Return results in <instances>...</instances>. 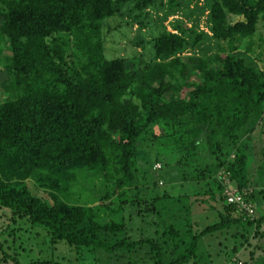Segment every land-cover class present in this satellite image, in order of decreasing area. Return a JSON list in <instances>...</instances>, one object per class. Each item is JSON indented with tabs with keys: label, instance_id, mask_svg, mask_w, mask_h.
Listing matches in <instances>:
<instances>
[{
	"label": "trees",
	"instance_id": "16d2710c",
	"mask_svg": "<svg viewBox=\"0 0 264 264\" xmlns=\"http://www.w3.org/2000/svg\"><path fill=\"white\" fill-rule=\"evenodd\" d=\"M159 1L0 0V66L4 88L12 94L0 101V210L9 212L8 224L27 220L40 226L51 246L64 242L90 253L104 249L115 258L120 250L131 254L148 245L154 264H198L202 237L235 229L242 242L233 253L244 247L250 252L240 264H264V214L257 215L255 194L246 190L256 215L245 219L227 202L216 175L225 170L240 190L245 188L235 170L245 156L235 162L226 156L240 150L251 122L262 120L264 73L234 53L241 46L255 53L264 0H210L219 51L209 56H181L187 39L161 32L154 39V60L141 61L136 70L127 69L124 57L107 59L104 21L124 4L143 9ZM2 41L8 43V55ZM159 125L171 131L180 179H211L213 187L186 205L183 196L155 197L146 210L155 218L154 237L135 239L129 220L99 222L94 200L75 198L73 187L83 189L89 174L103 184V198L119 192L121 204L126 203L123 196L136 183L138 144L150 134L155 140ZM30 183L48 196L35 195ZM168 201L175 204L173 211L160 204ZM206 205L218 220L199 229L197 211ZM18 228L0 229L13 239L10 246L0 241V264H63L42 258L40 250V257L27 260L26 249L15 246ZM246 229L255 232L254 247L238 233Z\"/></svg>",
	"mask_w": 264,
	"mask_h": 264
},
{
	"label": "rangeland",
	"instance_id": "374dc122",
	"mask_svg": "<svg viewBox=\"0 0 264 264\" xmlns=\"http://www.w3.org/2000/svg\"><path fill=\"white\" fill-rule=\"evenodd\" d=\"M251 1L255 2L256 0ZM232 20H237V17ZM161 32L179 33L187 39L188 44L180 52V55L184 57L190 55L206 57L219 51V42L211 31L210 0H163L143 9L137 8L134 2L124 4L114 17L106 19L103 23L102 34L105 57L107 59L124 57L127 60V69L134 71L141 61L154 60V39ZM198 37H201L199 42L193 45ZM253 39L256 49L254 54L246 52L244 46H241L234 55L264 73V20L259 23ZM1 44L4 48V55H8V43L2 41ZM222 46L228 50L229 46L226 42H222ZM5 61L4 58L2 63ZM5 79L3 67L0 66V101L12 97L11 91L7 92L4 88ZM170 97L171 94L168 95V98ZM154 133L155 140L152 139L153 134H150L138 144L135 158L136 183L123 196L127 198L126 203L121 204L120 198L122 197H119V192L108 199L103 198V184L98 179L91 180L89 174H86L88 180L80 185L83 189L73 187L75 198L83 195L86 199L94 200L91 205L99 214V222L108 223L113 219V221H119L121 217L126 221L129 220V226H134L133 238L135 239L145 236L154 237L155 227L151 226V220L154 217L146 210L151 209L152 200L155 197L164 194L173 198L183 196L182 205H186L193 201L196 193H203L213 185L211 179L200 183L183 182L180 179L179 168L175 165L178 157L175 155L172 144H169L171 142L168 136L171 131L165 126L159 125L154 128ZM238 149L240 150L230 152L226 156V160L235 162V159H239V155L245 156L246 160L241 163V167L236 166L235 169L237 179H243L245 187L243 190H247L251 194L255 189L262 188V193H264V112L261 121L256 118L251 122L247 133L239 142ZM241 169H243V173L240 172ZM222 171L227 173L225 170ZM220 172L216 175L222 185V179L218 178ZM229 178L231 179L230 173ZM233 185L238 188L237 185ZM30 188L35 195L48 196L33 183H30ZM160 204H169L172 211L176 207L172 201ZM116 210L121 212L117 214ZM200 210L197 220L202 222V225L200 227L199 223L198 227L208 226L218 220L214 213L215 210L209 208V205L200 208ZM9 218V212L0 210V229L5 231L7 227L16 229V226H19L15 246L19 247L20 251L23 248L26 249L27 260L40 257L41 254L38 252L40 250L42 258L52 259L63 264H154L148 255V245L140 246L131 254L120 250L119 254H116V259L113 256L109 258V254L104 249L90 253L88 250L78 251L75 248H70L64 242L51 246L45 239V234L40 226L32 225L27 220L19 221L17 224H8ZM234 230L217 231L202 237L199 242L198 264H240L244 261L243 258L248 260L250 256L249 251L246 254L248 248L245 250L244 247L239 250L237 256L231 250L232 247L237 248L242 242L241 237L234 236L236 234ZM242 232L246 234L253 247L257 245L253 238L255 233L253 229H246L238 233ZM6 235L0 233V241L6 246L13 245V239ZM232 238H236L235 242H232ZM106 242L115 243L113 240ZM9 252L11 253L12 250L9 249ZM258 253L259 250L254 255L257 256ZM21 261L26 260L23 257Z\"/></svg>",
	"mask_w": 264,
	"mask_h": 264
},
{
	"label": "built area",
	"instance_id": "2783aa9c",
	"mask_svg": "<svg viewBox=\"0 0 264 264\" xmlns=\"http://www.w3.org/2000/svg\"><path fill=\"white\" fill-rule=\"evenodd\" d=\"M221 178L223 186V194L228 203L234 205L245 219H253L256 215V208L247 199V192L240 190L234 186L232 180L229 178V173L221 171L218 175Z\"/></svg>",
	"mask_w": 264,
	"mask_h": 264
},
{
	"label": "crops",
	"instance_id": "0c3cea01",
	"mask_svg": "<svg viewBox=\"0 0 264 264\" xmlns=\"http://www.w3.org/2000/svg\"><path fill=\"white\" fill-rule=\"evenodd\" d=\"M262 188L261 189H255L253 192H255L254 194H255V204H256V206H257V208H258V210H257V214H258V216H260V215H263L264 214V193H262ZM261 192V193H260ZM201 212V211H200ZM200 212H198L199 214H200ZM198 213H197V215H198ZM202 215V214H201ZM196 218H198V216H196ZM198 221V226H199V223H200V227H201V223L202 222H200L199 220H197ZM132 228L134 227V226H131ZM200 227H198L199 229H202V228H204V226L202 227V228H200ZM228 232L229 231H232V230H227ZM227 232V233H228ZM230 240H231V238H230ZM235 242V239H233L232 238V242ZM232 246H234V245H232ZM232 250V249H231ZM233 252V251H232ZM236 256H237V253H234ZM236 258V257H235ZM238 258V257H237ZM228 264H230V263H228ZM232 264V263H231Z\"/></svg>",
	"mask_w": 264,
	"mask_h": 264
}]
</instances>
